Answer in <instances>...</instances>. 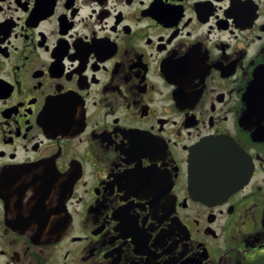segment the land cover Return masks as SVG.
<instances>
[{"label":"flooded vegetation","instance_id":"obj_1","mask_svg":"<svg viewBox=\"0 0 264 264\" xmlns=\"http://www.w3.org/2000/svg\"><path fill=\"white\" fill-rule=\"evenodd\" d=\"M256 69L264 0H0V264H264Z\"/></svg>","mask_w":264,"mask_h":264},{"label":"water","instance_id":"obj_2","mask_svg":"<svg viewBox=\"0 0 264 264\" xmlns=\"http://www.w3.org/2000/svg\"><path fill=\"white\" fill-rule=\"evenodd\" d=\"M251 95V100L255 104L254 108L252 109L250 117L252 119L257 120V118L263 117V115L259 112L258 103H259V92L257 90H254Z\"/></svg>","mask_w":264,"mask_h":264}]
</instances>
